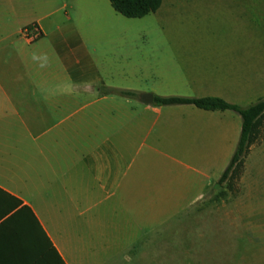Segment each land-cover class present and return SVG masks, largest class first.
<instances>
[{"label":"crops","instance_id":"0c3cea01","mask_svg":"<svg viewBox=\"0 0 264 264\" xmlns=\"http://www.w3.org/2000/svg\"><path fill=\"white\" fill-rule=\"evenodd\" d=\"M188 1L128 19L110 0H0V264H206L217 239L219 264H264V153L238 213H215L240 116L141 100L264 98L251 25L169 37L162 14Z\"/></svg>","mask_w":264,"mask_h":264},{"label":"rangeland","instance_id":"374dc122","mask_svg":"<svg viewBox=\"0 0 264 264\" xmlns=\"http://www.w3.org/2000/svg\"><path fill=\"white\" fill-rule=\"evenodd\" d=\"M176 14L174 11L171 14H162L171 38L176 37L175 25H178V38L225 41L244 39L245 36L241 35L238 29L248 24L257 30L258 38L264 41V0H194L188 1L187 7L180 8L177 17ZM262 50L264 54V47ZM262 153H264V127L260 141L249 153L252 156L251 165L245 170L243 181L236 180L230 185L225 183L221 187L217 186L215 192L217 215H224L229 210L233 214L238 213L239 206L224 207V205L233 204L239 199L243 185L250 186L255 183L254 164ZM216 225L217 228L222 226L218 223ZM219 241L216 240L215 249L212 247L205 249L206 253L203 257L206 259L203 261L206 264L222 263L220 251L222 246Z\"/></svg>","mask_w":264,"mask_h":264},{"label":"trees","instance_id":"16d2710c","mask_svg":"<svg viewBox=\"0 0 264 264\" xmlns=\"http://www.w3.org/2000/svg\"><path fill=\"white\" fill-rule=\"evenodd\" d=\"M110 2L114 10L121 16L128 19H141L156 13L161 8L163 0H110ZM115 92L129 98L138 97L135 92ZM154 102L158 106L193 105L205 111H233L238 114L242 121L240 140L231 163L221 177L218 186L221 187L225 183L230 185L232 182L240 180L247 156L252 147L261 139L264 127V98L248 108H241L219 98L155 97Z\"/></svg>","mask_w":264,"mask_h":264},{"label":"built area","instance_id":"2783aa9c","mask_svg":"<svg viewBox=\"0 0 264 264\" xmlns=\"http://www.w3.org/2000/svg\"><path fill=\"white\" fill-rule=\"evenodd\" d=\"M25 36L30 40H35L39 37V32L35 29H26L24 31Z\"/></svg>","mask_w":264,"mask_h":264},{"label":"water","instance_id":"95a60500","mask_svg":"<svg viewBox=\"0 0 264 264\" xmlns=\"http://www.w3.org/2000/svg\"><path fill=\"white\" fill-rule=\"evenodd\" d=\"M141 100L144 104L152 106L154 104V96L151 94H144L141 97Z\"/></svg>","mask_w":264,"mask_h":264}]
</instances>
